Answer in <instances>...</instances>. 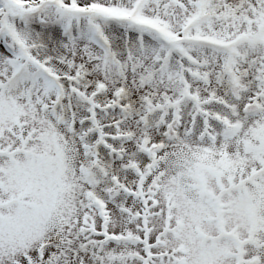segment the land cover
<instances>
[{
	"label": "snow or ice",
	"instance_id": "obj_1",
	"mask_svg": "<svg viewBox=\"0 0 264 264\" xmlns=\"http://www.w3.org/2000/svg\"><path fill=\"white\" fill-rule=\"evenodd\" d=\"M0 264H264V0H0Z\"/></svg>",
	"mask_w": 264,
	"mask_h": 264
}]
</instances>
